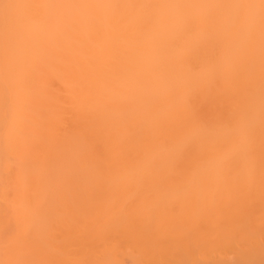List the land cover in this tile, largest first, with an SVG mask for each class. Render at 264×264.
I'll use <instances>...</instances> for the list:
<instances>
[{
  "label": "bare ground",
  "instance_id": "6f19581e",
  "mask_svg": "<svg viewBox=\"0 0 264 264\" xmlns=\"http://www.w3.org/2000/svg\"><path fill=\"white\" fill-rule=\"evenodd\" d=\"M0 264H264V0H0Z\"/></svg>",
  "mask_w": 264,
  "mask_h": 264
}]
</instances>
